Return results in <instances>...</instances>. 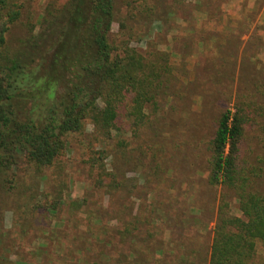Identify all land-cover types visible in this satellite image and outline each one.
I'll use <instances>...</instances> for the list:
<instances>
[{
	"label": "rangeland",
	"instance_id": "obj_1",
	"mask_svg": "<svg viewBox=\"0 0 264 264\" xmlns=\"http://www.w3.org/2000/svg\"><path fill=\"white\" fill-rule=\"evenodd\" d=\"M65 3L27 0L7 37L11 50L26 13L34 23L43 6ZM113 20L111 42L165 54L169 75L137 131L121 114L100 145L85 124L52 166L9 172L0 255L11 264H207L219 195L205 181L208 143L235 95H264V0H116ZM258 133L245 129V162L260 153ZM99 147L114 178L95 188L85 159ZM230 213L239 214L234 201ZM247 264H264L263 244Z\"/></svg>",
	"mask_w": 264,
	"mask_h": 264
},
{
	"label": "trees",
	"instance_id": "obj_2",
	"mask_svg": "<svg viewBox=\"0 0 264 264\" xmlns=\"http://www.w3.org/2000/svg\"><path fill=\"white\" fill-rule=\"evenodd\" d=\"M26 1L0 0V189L7 193L15 175L9 172L19 165L52 166L85 124L100 145L121 114L137 131L169 75L165 54L143 55L127 41L109 40L116 0L48 4L34 23L26 13L24 37L11 50L7 37ZM257 96L235 95L208 143L205 181L219 195L207 264H247L255 242L264 245V95ZM254 125L260 153L245 162V129ZM104 156L102 147L86 150L85 163L97 171L95 188L114 178L105 171ZM232 201L238 216L230 213ZM0 264L11 262L0 255Z\"/></svg>",
	"mask_w": 264,
	"mask_h": 264
},
{
	"label": "crops",
	"instance_id": "obj_3",
	"mask_svg": "<svg viewBox=\"0 0 264 264\" xmlns=\"http://www.w3.org/2000/svg\"><path fill=\"white\" fill-rule=\"evenodd\" d=\"M249 6V3L247 4L246 8Z\"/></svg>",
	"mask_w": 264,
	"mask_h": 264
}]
</instances>
